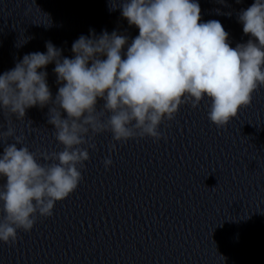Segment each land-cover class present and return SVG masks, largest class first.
Wrapping results in <instances>:
<instances>
[{
	"label": "clouds",
	"instance_id": "1",
	"mask_svg": "<svg viewBox=\"0 0 264 264\" xmlns=\"http://www.w3.org/2000/svg\"><path fill=\"white\" fill-rule=\"evenodd\" d=\"M108 3L139 29L130 43L115 30L98 36L90 30L73 42V58L48 41L46 52L26 54L0 74V112L8 117L0 142L15 141L0 154V242L15 243L18 230L31 231L39 217L52 216L55 204L77 189L96 135L108 132L119 143L159 141L162 123L173 120L181 105L196 108L205 97L208 119L223 128L264 87V0L239 13L243 33L251 38L235 47L219 20L201 22L197 0ZM53 62L60 85L54 98L48 73L41 71ZM48 105L47 123L63 149L40 152L38 159L23 134L16 135L11 117L23 121L27 109ZM112 163L106 158L105 168Z\"/></svg>",
	"mask_w": 264,
	"mask_h": 264
}]
</instances>
